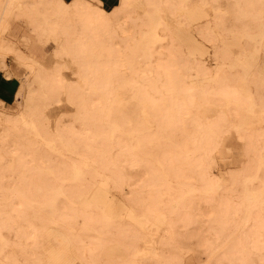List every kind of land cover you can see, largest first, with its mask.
<instances>
[{"label":"bare ground","instance_id":"bare-ground-1","mask_svg":"<svg viewBox=\"0 0 264 264\" xmlns=\"http://www.w3.org/2000/svg\"><path fill=\"white\" fill-rule=\"evenodd\" d=\"M38 1L0 0V75L12 79L6 60L10 53L25 68L13 92L16 107L10 110L0 98V148L24 146L21 135H27L39 140L57 164L46 169L51 195L41 207L48 215L24 208L13 211L11 206L5 212L0 204V264H250L254 256L264 264V245L252 251L248 240H241L235 250L234 243L259 202L264 233V0H122L120 18L126 10L140 17L128 15L140 27L134 29L138 36L125 54L115 53L116 41L125 39L118 31L100 35L107 26L100 12L90 15L93 21L77 22L79 34H66L59 24L46 21ZM57 1L56 17L76 16L77 7H84L82 1ZM10 19L24 25L34 44L23 33L17 43L6 39L14 27L22 32L11 27ZM28 44L24 53L20 46ZM38 47L46 48L45 61ZM158 47L173 49L180 69H132L133 81L152 84L104 85L122 79L117 65L130 67L135 57L151 64L155 57L168 55L152 53ZM94 49L108 52H87ZM94 57L106 63L91 62ZM115 58L121 59L119 64ZM49 64L53 67L47 72ZM66 67L75 76V87L61 85V69ZM150 72L175 74L167 77L169 85H162L161 78L146 76ZM53 97L76 107L73 123L80 131L92 132L73 133L71 126L62 134L61 123L52 124L48 118ZM80 97L83 100H75ZM226 141L238 147L231 162L252 168L237 175L242 180L239 230H229L220 219L209 220L206 242L199 247V241L185 243L176 234L197 225L194 215L181 218L177 212L183 195L110 199V191L124 190L128 184L120 179L114 188L108 180L116 174L124 178L125 171L107 168L210 165V151ZM5 152V157L0 155L1 171H12L15 158L8 148ZM191 172L199 178L211 175L204 170L186 173ZM146 173L150 181L168 184L179 175L168 170ZM215 187H185L184 195L200 190L207 199L206 193ZM95 213L103 226L122 225L110 235L98 233L100 219L95 218V225L87 219ZM126 235L132 243L123 241ZM166 246L172 253L163 257Z\"/></svg>","mask_w":264,"mask_h":264},{"label":"rangeland","instance_id":"rangeland-1","mask_svg":"<svg viewBox=\"0 0 264 264\" xmlns=\"http://www.w3.org/2000/svg\"><path fill=\"white\" fill-rule=\"evenodd\" d=\"M64 3H72L75 0H62ZM78 2H83L84 7L81 6L77 7L78 12L74 13L77 14L76 16L71 15L65 18L56 17V7H57V0H40L36 3L39 7V11L42 15L47 18L46 21H51L52 25L59 24L61 29L66 31V34L73 33L79 34L80 26L78 23L81 21H93V18L90 15L94 13L100 12L102 16H104V21H107V26L100 30V35L107 36L111 34L113 31H118V35L125 39L117 40L114 46L115 53L125 54L127 50L129 51V44L131 45L135 41V37L138 36V33H133L134 29L139 28V25H136L131 19H128L129 16L135 15L132 11H124L125 16L120 18L117 9L121 5L122 0H77ZM76 1V2H77ZM71 6V5H70ZM75 8V7H74ZM81 8V9H80ZM137 16V15H135ZM140 18L139 16H137ZM139 21V19H136ZM142 20V19H141ZM132 21V22H131ZM78 22V23H77ZM9 24L11 26L16 25L18 26L21 31H17L16 33H20V36L26 34L31 39V42L34 44V40H32L33 36L28 33L27 30H23L24 25L13 21L12 19L9 20ZM119 24H122L120 27ZM119 25V26H118ZM13 33H15L13 31ZM4 35L6 39L17 43L16 37H12V34ZM102 33V34H101ZM82 36V35H78ZM12 37V38H11ZM11 38V39H10ZM30 43V42H29ZM94 44V43H93ZM29 44L24 47L20 46L21 50L26 53L28 51ZM32 48V46H31ZM39 48V47H38ZM128 48V49H127ZM44 57L43 61L47 58V51L46 48H39ZM133 50H131L132 52ZM154 54L160 52H166L168 55L157 56L152 60L151 64L147 63V58L142 57H135L132 58L134 64L130 65V67H126L123 65H117L118 71L120 72V76H122L121 80H116L114 82L105 83L104 85H111V86H125V85H139V84H152L149 81H133V73L130 72L132 69H140V70H158L161 69L162 71H174L176 69H180V67L175 66V51L170 49L169 47H158L155 50H152ZM88 53L92 52L94 54H103V52H108L106 50L94 49L88 50ZM137 53V52H135ZM14 55L10 53L7 56L6 60L8 62V71L12 74V79H5L0 75V98L5 100L7 105L10 106L9 109L12 110L16 107L15 103L13 102V92L16 89V83L18 79L23 75L25 68L19 64L18 62L14 61ZM99 59V58H98ZM96 57L90 59L91 62L99 64L103 62L106 63L105 58H101L98 60ZM116 62L121 61V59L115 58ZM119 64V62H117ZM212 61H208L207 64L213 66ZM53 65H47V72L52 69ZM106 69L105 65L101 66ZM131 68V69H130ZM214 68V67H213ZM61 77L62 87L64 88L77 85L76 81L72 79L75 76L70 75V69L63 68L61 69ZM48 74V73H46ZM51 74V73H50ZM175 74L173 73H149L146 76L149 77H158L161 80L158 82L162 85H169L170 83L167 80V77H171ZM143 75V74H141ZM119 77V76H117ZM52 90V94H53ZM55 94V93H54ZM93 99V98H92ZM76 101L83 100L81 97L76 98ZM53 103L50 105V110L48 113L50 114L49 122L53 124L54 121L57 123H61V133H68L69 129L65 130V128L73 129V133H84V132H92L89 129H84L82 131L79 130L78 126H75L73 123V119L77 116V108L71 107L68 105L64 100H55L53 97ZM47 113V112H46ZM47 119V117H46ZM46 122V121H45ZM47 123V122H46ZM45 124V123H44ZM78 124V123H76ZM43 125V124H42ZM27 130L22 128L21 133L25 134ZM41 133H45V130H42ZM21 140L24 146H6L0 148V155L5 157L6 152L5 149H9L14 158H15V166L12 168V171H9L4 168L1 171L0 166V175L4 174L6 177L0 178V204L3 205V210L5 212L8 211V206H11L13 211L26 209L27 211H34L38 213H42L44 215H48V210L41 205L50 197L51 193L49 192V182L51 179L48 177L46 172L47 167L53 166L55 164V160H53V155L48 151L46 147L39 142V140L34 139L30 136L21 135ZM237 146L232 141H226L222 144V146L215 147L210 151L209 158H210V165L204 164H197L195 167H120V168H107V171H118L123 170L125 171L124 178L121 177L120 174H116L115 176H111L108 180L111 184H113L114 188H116L119 183V180H124L128 186L126 189H118L117 191H110V199H119L124 200V198H128L131 194L132 196H139L143 195H152L157 196L160 193L165 195H173L179 196L183 195L184 200L179 202V207L177 212L181 218L187 217L188 215L192 216L191 218L194 221H197L196 229L184 230L180 229L176 232L185 243L195 244V241L198 242L199 247L205 244V239L207 238L204 233H207L206 230L208 229L209 220L213 221L216 219L222 220L225 227L229 228L231 231L239 230L240 222L238 213L240 212L238 206L241 203L239 200V188L240 182L242 181L240 178L237 177L239 173L243 170L252 169L250 165H245L241 163H233L232 155L237 150ZM23 152V153H22ZM57 164V163H56ZM159 170H168L178 172L179 175L176 177V182L168 184L163 179L153 180L150 181L147 175H151L146 173L147 171H159ZM210 171V177L208 178H199L200 175H193L191 173H186L188 171ZM185 171V172H184ZM21 174L25 175V178L22 179ZM227 175L230 178H227ZM154 176H160L158 174ZM215 185V189L210 192H207L205 196L207 199L203 198L204 194L200 193V190H196L194 195L185 196V187L195 186L198 188H207L209 186ZM170 185L173 187V190H165V189H157L161 187H165ZM253 186V185H252ZM255 187V186H254ZM154 188V189H151ZM131 192V193H130ZM130 193V194H129ZM28 202L27 205H24V202ZM90 211H88L89 215ZM189 216V217H190ZM98 217V233L105 231L108 235L111 231L117 230L120 226L118 223L109 224V226H103V222L101 220L100 215L95 213L94 215L88 216V220H92V224L95 225V218ZM262 218L264 216H261ZM44 219H47V216H44ZM212 228V227H210ZM214 228H212L213 230ZM161 234L164 236L166 234L165 231H160ZM94 234V233H93ZM136 234V232H134ZM214 234V233H213ZM260 202L255 206L249 216L247 226L245 228V232H240L239 236L236 237L234 243L236 244L235 250H237L242 243L239 241L241 240H248L247 247L251 248L252 251H255L257 246L260 248V243L264 245V235L260 237ZM107 238H103L102 242L105 243ZM160 240H163L161 238ZM92 241V240H91ZM123 241L131 242L132 240L128 238L126 235ZM233 246V244H232ZM108 252L112 255L111 246H108ZM247 249V248H246ZM165 250V251H164ZM162 253L163 257L169 256L171 252V246L164 247ZM111 255H109L111 257ZM190 257L187 258V260ZM250 259V258H249ZM186 260V261H187ZM239 261V259H238ZM248 261V259H247ZM250 264H260V258H255V256L250 260ZM148 261L146 263H150ZM186 264H189L188 261Z\"/></svg>","mask_w":264,"mask_h":264},{"label":"crops","instance_id":"crops-1","mask_svg":"<svg viewBox=\"0 0 264 264\" xmlns=\"http://www.w3.org/2000/svg\"><path fill=\"white\" fill-rule=\"evenodd\" d=\"M12 27V26H11ZM13 28V27H12ZM13 31L15 32V33H13ZM17 31H19V29L17 28V27H14L13 29H11L10 31H9V34H11V33H13L12 34V37H16V40H18V38H20L21 36H23V35H21L20 36V33H16ZM22 34V33H21ZM11 37V38H12ZM10 38V39H11ZM11 73V72H10Z\"/></svg>","mask_w":264,"mask_h":264}]
</instances>
